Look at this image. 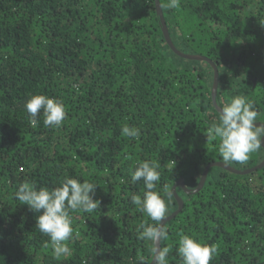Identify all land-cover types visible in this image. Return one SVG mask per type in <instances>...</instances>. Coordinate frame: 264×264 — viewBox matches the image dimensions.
<instances>
[{"label": "trees", "instance_id": "1", "mask_svg": "<svg viewBox=\"0 0 264 264\" xmlns=\"http://www.w3.org/2000/svg\"><path fill=\"white\" fill-rule=\"evenodd\" d=\"M171 37L184 52L219 68L217 101L250 100L264 123V0H160ZM213 66L169 46L155 0H0V264H143L151 242L139 239L152 222L132 195L144 161L159 164L155 191L168 214L178 208L173 186L195 188L205 166L223 161L206 130L219 121L212 100ZM61 100L60 127H33L25 104L33 95ZM138 128L125 137L123 126ZM264 147L241 170L258 165ZM65 178L97 185L92 213L70 211L71 254L56 259L49 237L27 204L15 198L25 182L52 190ZM164 228L168 264H182L181 234L215 245L211 264H264V166L242 174L211 166L202 188ZM171 192V196H166Z\"/></svg>", "mask_w": 264, "mask_h": 264}, {"label": "clouds", "instance_id": "2", "mask_svg": "<svg viewBox=\"0 0 264 264\" xmlns=\"http://www.w3.org/2000/svg\"><path fill=\"white\" fill-rule=\"evenodd\" d=\"M151 3V0H148ZM168 7H180V0H169ZM33 127L38 124V117L43 116L45 127H60L67 117L64 103L56 98L37 94L31 96L25 104ZM125 137L136 138L140 130L125 125L121 129ZM207 141H219L218 152L225 162L246 163L250 155L264 144V124H257V111L253 103L244 96H235L229 103L222 105L219 121L206 130ZM161 178L159 164L150 161L139 163L131 179L135 183L143 180V195H132L131 201L137 210L146 214L154 223L145 222L139 231V239L155 245L167 239V230L162 221L167 217L168 206L162 195L155 191L156 182ZM97 185L76 178H65L61 186L52 190L25 181L18 186L15 198L21 204H27L37 213L35 227L49 237L53 255L56 259L71 254L68 242L74 236L70 211L92 213L100 206L94 199ZM166 196L170 197L171 192ZM178 254L182 264H211L217 254L215 245H208L188 234L179 238ZM155 264H168L170 247L152 248ZM138 264H143L140 258Z\"/></svg>", "mask_w": 264, "mask_h": 264}, {"label": "water", "instance_id": "3", "mask_svg": "<svg viewBox=\"0 0 264 264\" xmlns=\"http://www.w3.org/2000/svg\"><path fill=\"white\" fill-rule=\"evenodd\" d=\"M155 2H156L157 12L160 15L161 26H162V30H163L164 36H165L169 46L172 48V50H174L177 54H179V55H181L183 57H186V58L205 60V61L209 62L213 66V69H214V81H213V86H212V100H213V104H214L215 108L220 112L222 106L217 101V90H218V87H219V68H218V65L211 58H209L206 55L198 54V53H188V52H184L181 49H179L175 45V43H174V41H173V39L171 37V33H170V30H169L166 18L164 16V12H163L160 0H155ZM257 124L259 125V124H264V123L257 121ZM262 145L264 147V144H262ZM216 165L222 166L225 169H228V170L236 172V173L246 174V173H250L252 171L257 170L258 168L263 167L264 166V158L258 165H255V166H253L251 168H247V169H243V170H241L239 168H236L235 166H233V165H231V164H229V163H227L225 161H221V160L220 161L209 162L205 166V168L203 170V173H202V176L200 178V181H199L198 185L195 188L187 187V185L185 184L184 179L182 177L179 178V180L173 186V191H174V194H175L176 199L178 201V208L176 210H174L171 214L167 215V217L162 221L163 227H164L165 223L168 220H170L172 217H174L183 208L184 200H183V197L177 192V189H176L177 186H181L186 192L198 191L200 188L203 187V185H204V183L206 181V178H207V175H208L210 167L211 166H216ZM155 247L157 249L161 248V241H158L155 244ZM148 264H155L154 255H153V259Z\"/></svg>", "mask_w": 264, "mask_h": 264}]
</instances>
